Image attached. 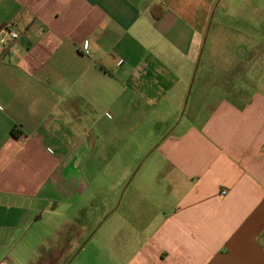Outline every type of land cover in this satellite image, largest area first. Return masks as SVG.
<instances>
[{
    "label": "crops",
    "instance_id": "crops-1",
    "mask_svg": "<svg viewBox=\"0 0 264 264\" xmlns=\"http://www.w3.org/2000/svg\"><path fill=\"white\" fill-rule=\"evenodd\" d=\"M8 24L0 264H264V0H0ZM116 163L146 169L90 235Z\"/></svg>",
    "mask_w": 264,
    "mask_h": 264
},
{
    "label": "rangeland",
    "instance_id": "rangeland-1",
    "mask_svg": "<svg viewBox=\"0 0 264 264\" xmlns=\"http://www.w3.org/2000/svg\"><path fill=\"white\" fill-rule=\"evenodd\" d=\"M135 148H119L118 155H121L122 157H126L129 155H132V151H134ZM134 154H139L138 152L134 151ZM133 156V155H132ZM102 166V164H99ZM107 165V164H106ZM132 166L130 174L127 175L126 178H123L125 172L127 171L128 166ZM136 166L137 164H111L110 168L106 166L105 171L103 173H99L100 176L97 180H95L94 185L95 188V202L99 204L100 210H99V228L97 226L89 232L91 235L96 231V234L98 236H107L110 234V232H115L116 235H122L123 231L121 226H115L114 221L120 220L121 217H119V214L122 210H120L119 213L115 212L113 214V204L120 201L123 205L125 192L129 188H133L135 184L140 180V172L144 171L146 169V165L144 164L139 170L137 171L138 174L136 175V178L134 179L133 183L130 184V179L133 177V175L136 172ZM140 166V165H139ZM138 166V167H139ZM109 172V178L106 176ZM122 209V206H121ZM88 214V212L86 213ZM122 222V221H120ZM121 224V223H120Z\"/></svg>",
    "mask_w": 264,
    "mask_h": 264
},
{
    "label": "built area",
    "instance_id": "built-area-1",
    "mask_svg": "<svg viewBox=\"0 0 264 264\" xmlns=\"http://www.w3.org/2000/svg\"><path fill=\"white\" fill-rule=\"evenodd\" d=\"M19 37H20V33L14 28V25L8 24L0 32V40L1 42L4 43V46L6 48L5 51H7L14 42L18 41ZM89 45H90V40H85L83 42V48H82L83 53L89 54L90 52Z\"/></svg>",
    "mask_w": 264,
    "mask_h": 264
},
{
    "label": "trees",
    "instance_id": "trees-1",
    "mask_svg": "<svg viewBox=\"0 0 264 264\" xmlns=\"http://www.w3.org/2000/svg\"><path fill=\"white\" fill-rule=\"evenodd\" d=\"M12 134H13V135L16 134V130H15V129L12 130Z\"/></svg>",
    "mask_w": 264,
    "mask_h": 264
}]
</instances>
